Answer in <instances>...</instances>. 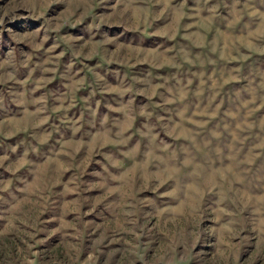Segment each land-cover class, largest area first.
Here are the masks:
<instances>
[{
  "label": "rangeland",
  "instance_id": "1",
  "mask_svg": "<svg viewBox=\"0 0 264 264\" xmlns=\"http://www.w3.org/2000/svg\"><path fill=\"white\" fill-rule=\"evenodd\" d=\"M0 264H264V0H0Z\"/></svg>",
  "mask_w": 264,
  "mask_h": 264
}]
</instances>
